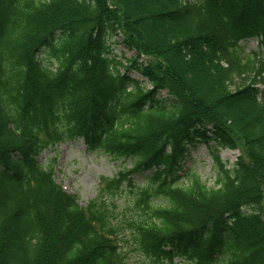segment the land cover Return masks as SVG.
<instances>
[{
    "label": "trees",
    "instance_id": "16d2710c",
    "mask_svg": "<svg viewBox=\"0 0 264 264\" xmlns=\"http://www.w3.org/2000/svg\"><path fill=\"white\" fill-rule=\"evenodd\" d=\"M261 85L264 0H0V264H129L127 235L152 263L264 264ZM79 139L122 162L131 215L83 207L40 160ZM203 142L213 186L185 166Z\"/></svg>",
    "mask_w": 264,
    "mask_h": 264
},
{
    "label": "rangeland",
    "instance_id": "374dc122",
    "mask_svg": "<svg viewBox=\"0 0 264 264\" xmlns=\"http://www.w3.org/2000/svg\"><path fill=\"white\" fill-rule=\"evenodd\" d=\"M110 37L114 52L118 54V58L122 59L124 64L128 62L127 60L137 56L138 53L124 43L121 33L113 34ZM259 45L260 43L255 38L246 42L248 50L258 49ZM148 61L152 62L153 60L147 55H143L140 59L142 63H148ZM128 74L144 83L148 82L147 78L135 67L131 68ZM261 88H264V85H261ZM161 94V96L167 97L166 91H162ZM219 153L221 159L231 166L237 162V157L242 153V149L225 147L220 148ZM40 160L54 168L58 183H61L70 194H75L83 207L94 198L106 199V202L114 210L115 218L131 215L133 211L132 195L129 190L124 191L125 187L122 186V189L115 192V189L109 187L108 184L115 177V174L124 167L121 161L114 160L106 154L88 151L87 145L82 139L59 142L55 146L48 147L40 156ZM185 162V166L198 172L208 185H215L216 165L213 161L212 151L206 143L193 146L190 157ZM135 180L142 182L143 177H137ZM262 213L264 214V203ZM121 238L122 246L128 250L129 264H161L152 263L146 256L131 250V242H124L129 241L128 235L121 236ZM176 260L178 261L179 258Z\"/></svg>",
    "mask_w": 264,
    "mask_h": 264
}]
</instances>
